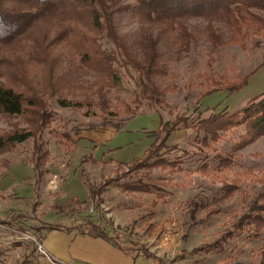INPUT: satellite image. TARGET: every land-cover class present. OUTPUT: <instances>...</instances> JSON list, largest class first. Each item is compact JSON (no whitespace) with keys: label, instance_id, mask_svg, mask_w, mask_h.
<instances>
[{"label":"rangeland","instance_id":"rangeland-1","mask_svg":"<svg viewBox=\"0 0 264 264\" xmlns=\"http://www.w3.org/2000/svg\"><path fill=\"white\" fill-rule=\"evenodd\" d=\"M120 2L133 8L137 4V0ZM255 12L264 17L263 11ZM115 22L130 49L140 56L142 36H158L160 31L158 25L140 22L133 9L117 12ZM208 23L202 17L188 21L190 30L200 31L190 51L179 52L174 43L160 39L166 73L155 79L160 89L174 86L160 103L137 98L136 74L122 69V80L104 92L108 111L103 112L98 105V75L76 67L60 72L58 67L61 82L67 84L61 98L66 103L56 95H44L51 117L41 130L37 128L41 119L0 114V137L17 131L36 132L35 137L10 144L0 153V264H52L27 235L44 244L40 230L44 222L59 218L62 224L79 229L83 221H100L102 215L113 236L120 232L126 244L143 246L167 264H264V226L258 227L253 218L264 216L258 209L264 206V179H259L264 172V136L235 148L245 133L244 126L213 136L192 124L210 115L207 107L235 111L264 92V37L253 36L244 49L230 42L229 24L218 19L213 22L218 37L215 46L207 38ZM31 43L22 42L20 53ZM22 64L31 71L33 86L43 89L42 70ZM254 71L248 84L236 92L222 89L213 93L214 87L205 77L234 80ZM76 101L83 105L76 106ZM86 101L94 104L91 109ZM176 119L181 120L177 129L159 152L179 159L180 165L132 167L131 162L144 156L154 141L155 132ZM160 132L163 138L164 131ZM36 144L49 152L42 182L33 171ZM223 157L231 159L228 166H222ZM72 173L82 182L79 185L70 177L73 188L80 186L84 194L88 188L89 198L77 199L83 202L72 205L80 212L59 211L57 206L75 200L64 187L70 184L65 182ZM115 177L120 179L101 192L102 204L97 209L91 188ZM128 182H144L148 191L126 190ZM16 215L21 218H12ZM85 228L84 224L80 229Z\"/></svg>","mask_w":264,"mask_h":264},{"label":"trees","instance_id":"trees-1","mask_svg":"<svg viewBox=\"0 0 264 264\" xmlns=\"http://www.w3.org/2000/svg\"><path fill=\"white\" fill-rule=\"evenodd\" d=\"M120 3V0H0V114L30 115L34 120L41 119L37 127L41 130L51 117L44 95L49 94L47 96L51 98L56 95L59 99L64 97L62 94L66 82L65 84L61 82L63 78L62 74H58V67L60 72L64 68L76 67L80 71L98 75L101 99L98 105L103 112L108 111L104 92L106 89L116 87L122 80L120 76L122 69L128 74H136L140 86L137 98H146L153 104L160 103L161 97L174 86L160 89L155 79L166 73L163 53L158 46L159 41L166 38L168 43H174L178 47L179 52L190 51L200 33L198 29H189L187 23L192 18L202 17L208 20L207 38L215 46L218 45V37L213 22L218 19L229 24L232 31L230 42L241 44L244 49H248V42L253 36L264 37V17L255 12V10L264 12V0H137L134 8L130 4ZM130 9L134 10L140 22L153 23L160 27L158 36L151 33L142 36L143 40L139 42L141 56L130 49L125 35L119 33L115 22L117 12ZM25 41L32 43L28 45V50L20 53L21 44ZM105 43H112L114 47L106 46ZM62 48L69 52L64 53ZM68 58L69 64L66 65L64 62ZM22 61L42 70L43 89L33 86L34 78L31 71L27 65H19ZM256 71L234 80L226 77L216 79L211 75L205 77L214 87L213 93L222 89L236 92L248 84ZM212 91L209 94H212ZM60 101L66 103L64 99ZM75 104L83 105L78 101ZM85 104L89 109L94 105L91 101H86ZM214 108L207 107L205 111H210V115L200 117L192 124L199 130L212 133L213 136H218L219 131L244 126L245 133L235 148L246 146L256 138L264 136V92L255 95L246 105L235 111ZM178 119L171 125L165 122L155 132L154 141L144 156L131 162L132 167L164 165L176 168L180 165L179 159H171L159 152L177 129L178 121H181ZM160 131H164L163 138ZM35 134L29 130L1 136L0 153L8 145L23 142L35 137ZM34 157L32 164L35 178L42 182L43 175L48 171L44 169V164L49 159V152L36 144ZM230 161L229 157H223L221 164L228 166ZM119 179L120 177H115L96 188H91L90 191L97 200V209H100L102 204L99 197L101 192L112 181ZM259 179H264V172ZM125 189L148 191V186L144 182H128ZM75 202L79 204L83 201L75 198L66 206L57 208H60L59 211H64L65 208L71 211L74 210L72 205ZM258 209L264 211V206ZM74 211L80 212V209L75 208ZM12 218L21 216L16 215ZM253 218L258 227L264 226L263 215L257 214ZM108 223L104 215L100 221L90 218L82 222L86 226L84 231L112 242L134 257L142 256L155 264H167L143 246L126 244L127 239L120 232L113 236L108 229ZM82 224H79L80 228ZM40 228L46 230L62 228L68 231L78 229L77 225L59 222H44ZM28 261L26 259V262Z\"/></svg>","mask_w":264,"mask_h":264},{"label":"crops","instance_id":"crops-1","mask_svg":"<svg viewBox=\"0 0 264 264\" xmlns=\"http://www.w3.org/2000/svg\"><path fill=\"white\" fill-rule=\"evenodd\" d=\"M30 171L32 172V169ZM12 173L14 175V172ZM72 176L73 173L68 176L65 182L70 183L64 186L67 192L72 195V198L80 200L89 198L88 188L85 194L80 186L77 189H80L81 192L73 188L71 185L73 183L72 179L69 182V178ZM73 179L76 180L77 184L82 185L80 179L75 177ZM48 222L62 223L59 218H54ZM40 230L43 242L48 250L54 256L72 264H155L142 256L134 257L131 253L121 250L112 242L95 237L80 228L71 231L62 228L52 230L42 228Z\"/></svg>","mask_w":264,"mask_h":264},{"label":"built area","instance_id":"built-area-1","mask_svg":"<svg viewBox=\"0 0 264 264\" xmlns=\"http://www.w3.org/2000/svg\"><path fill=\"white\" fill-rule=\"evenodd\" d=\"M27 238H32L34 239L35 242H37V250L39 253L43 254L52 264H72L68 261H65L63 259H60L56 256H54L45 246L44 244L41 242V240H38L37 238H34L31 235H27Z\"/></svg>","mask_w":264,"mask_h":264}]
</instances>
